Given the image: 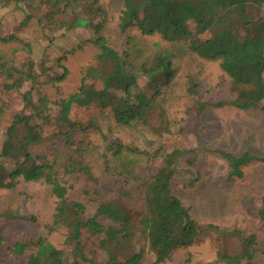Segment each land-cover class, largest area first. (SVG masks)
Wrapping results in <instances>:
<instances>
[{"label": "trees", "instance_id": "trees-1", "mask_svg": "<svg viewBox=\"0 0 264 264\" xmlns=\"http://www.w3.org/2000/svg\"><path fill=\"white\" fill-rule=\"evenodd\" d=\"M9 5L24 12L23 26L49 5L51 19L43 11L40 23L48 20L44 24L52 29L63 26L65 30L90 29L93 36L88 40L98 49L95 56L98 67L88 69L78 91L54 102L39 92L34 100L32 91H26V109L18 112L7 128L0 149V188L12 189L20 181L39 180L51 186L56 199L51 228L54 231L67 229L66 244L70 246L58 247L45 235L29 242L18 241L13 249L16 254L21 256L30 250L24 264H85L88 261L92 264H144L147 253L154 254L155 263H164L202 233L221 232L216 225H201L173 192V179L186 149L174 147L167 151L160 145L152 152L144 151L110 136L101 125L103 120L123 127L146 122L156 98L178 71L177 53L158 44L150 53L144 54L130 36L127 37V48L114 47L105 33L108 16L102 0H0V9ZM263 8L264 0H122L117 26L122 34L137 27L144 36L159 35L165 42L179 45L203 59L218 60L222 70L230 76L231 97L215 105L249 109L257 107L264 99V20L257 19ZM61 15L64 17L60 18ZM96 15L100 17L99 21L95 20ZM242 30H250L253 35L243 39L239 35ZM0 43H21L31 50V44L16 33H0ZM17 51L18 48L7 52L0 50V82L3 86L0 119L4 108L3 90L18 88L23 82L36 78L34 62L28 60L19 65L15 56ZM107 67L110 69L105 72ZM67 72L64 66V72L54 77L55 80H64ZM88 77L100 80L101 88L88 84ZM95 101L100 110L88 118L86 124L79 119L70 120L75 107L88 106ZM55 106L58 108L56 116L53 115ZM109 107L112 108L110 114L107 113ZM17 126L24 127L26 134L16 136ZM50 127L64 141L63 146L74 148L77 157L73 134L86 132L91 127L102 132L103 174L121 177L126 185L141 190L144 213L139 226L133 222L132 211L118 197L101 201L91 216L85 215L84 203L68 200L71 185L59 175V149L39 151L54 137ZM221 153L228 161V175L236 177H242L243 168L258 159L250 153L239 156L226 151ZM73 160L66 166V172L77 170ZM156 161L161 165L156 166ZM140 164H145L143 173ZM186 174L188 178L196 176L192 169L186 170ZM193 183L194 179L187 180L186 184ZM125 193L122 189V194ZM257 213L264 232V195ZM135 230L137 232L133 234ZM83 232L99 239L100 246L107 251L108 257L102 263L87 256ZM134 237L139 249L124 259L118 258L111 246L130 243ZM239 240L235 250L220 244L215 262L255 264L260 255H264L256 233H248Z\"/></svg>", "mask_w": 264, "mask_h": 264}, {"label": "rangeland", "instance_id": "rangeland-1", "mask_svg": "<svg viewBox=\"0 0 264 264\" xmlns=\"http://www.w3.org/2000/svg\"><path fill=\"white\" fill-rule=\"evenodd\" d=\"M102 4L108 16L105 33L114 47L119 50L127 48L128 36L134 38L144 54L150 53L158 44L168 46L177 53L175 63L178 66L173 80L156 98L146 122L123 127L103 120V129L110 136L144 151L152 152L160 145H164L167 151L174 147L186 149L173 179V192L190 208L201 225L213 224L221 231L202 233L191 245L178 249L164 263H155L154 254L147 253L144 264H223L215 262L220 244L235 250L240 244L239 237L252 232L258 235L260 248L264 250V232L257 213L264 195V99L257 107L249 109L215 105L231 97L230 76L222 70L218 60L203 59L179 45L165 42L159 35L144 36L137 27L122 34L117 26L122 0H102ZM43 11L51 19L50 6H44ZM43 11L23 26L24 12L21 9L14 5L0 9V33H16L31 44L29 50L21 43H0V50L7 52L18 48L15 53L17 62L21 65L25 61H33L36 77L23 82L18 88L1 93L4 108L0 119V149L10 122L18 112L26 109V91H32L34 100L39 92L54 102L78 91L88 69L98 67L95 61L98 49L88 40L93 36L91 30L82 27L65 30V26L49 28L44 24L48 20L39 21ZM257 19L264 20V8ZM95 20L99 21L100 17L96 15ZM239 35L244 39L253 34L250 30H242ZM64 66L68 69L66 78L55 80L54 77L64 72ZM109 69L105 68V72ZM87 83L96 89L101 88L100 80L92 77H88ZM2 89L0 82V91ZM99 110L97 101L88 106L75 107L70 113V120L79 119L86 124V120L98 114ZM111 110V107L107 108V113H112ZM57 113L55 106L53 115ZM49 129L54 133L52 127ZM23 134H26V129L17 126L15 135ZM72 138L78 157L74 148L63 146L64 141L55 133L50 143L39 150L59 149L57 169L60 177L71 185L68 200L84 203L85 215L91 216L101 201L118 197L132 211L133 222L139 226L144 213L141 190L137 186L126 185L121 177L103 174L102 132L91 127L86 132L74 133ZM221 151L237 156L250 153L258 159L243 168L242 177L230 176L228 161ZM73 159L77 170L66 172V166ZM155 165L160 166L161 163L156 161ZM139 169L141 173L145 172V164H140ZM188 169H192L196 176L188 178ZM193 179V185L186 184L187 180ZM122 189L127 193L122 194ZM55 204L51 186L41 180L20 181L12 189L0 188V264H24L25 255L30 250L20 256L13 251L16 243L29 242L39 235L47 236L58 247H70L66 244L67 229L54 231L51 228ZM82 239L87 256L94 262L102 263L108 257L99 239L87 232H83ZM111 248L118 258L124 259L138 250L139 245L134 237L130 243L112 245ZM85 264L92 263L88 261ZM255 264H264V255H260Z\"/></svg>", "mask_w": 264, "mask_h": 264}]
</instances>
